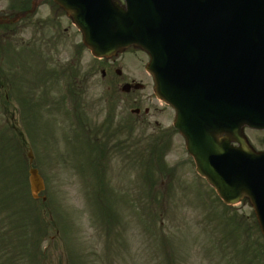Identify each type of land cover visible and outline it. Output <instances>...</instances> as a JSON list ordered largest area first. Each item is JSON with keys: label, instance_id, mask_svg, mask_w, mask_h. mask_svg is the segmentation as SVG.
<instances>
[{"label": "rangeland", "instance_id": "374dc122", "mask_svg": "<svg viewBox=\"0 0 264 264\" xmlns=\"http://www.w3.org/2000/svg\"><path fill=\"white\" fill-rule=\"evenodd\" d=\"M19 1L0 0V16ZM41 2L31 19L0 28L8 50L2 59L0 46V65L12 68L0 91L7 113L0 108L3 264H264L250 204L223 205L197 175L172 127L174 112L155 97L146 54L130 48L97 60L65 13ZM125 84L141 88L125 94ZM67 87L77 93L85 129L72 117ZM136 109L140 115L132 114ZM6 122L23 133L25 148ZM84 130L107 146L93 164ZM245 134L264 151V132ZM29 151L46 185L38 200L25 185ZM26 207L34 211L30 220ZM34 245L37 256L27 258Z\"/></svg>", "mask_w": 264, "mask_h": 264}, {"label": "water", "instance_id": "95a60500", "mask_svg": "<svg viewBox=\"0 0 264 264\" xmlns=\"http://www.w3.org/2000/svg\"><path fill=\"white\" fill-rule=\"evenodd\" d=\"M53 1L94 57L131 47L149 55L156 96L176 109L175 128L197 173L224 204L248 199L264 237V153L244 134L245 127L264 131V0ZM29 174L37 199L44 181L36 169Z\"/></svg>", "mask_w": 264, "mask_h": 264}, {"label": "trees", "instance_id": "16d2710c", "mask_svg": "<svg viewBox=\"0 0 264 264\" xmlns=\"http://www.w3.org/2000/svg\"><path fill=\"white\" fill-rule=\"evenodd\" d=\"M2 71H3V69L0 68V72H2ZM4 82H5V77L2 76V74L0 73V89L4 88V86L7 85V84H6L7 80H6L5 83H4ZM8 84H9V83H8ZM2 98H3L2 102H3L4 104H7V103H8V100L6 99V96H2ZM5 114L7 115V113L5 112V109H3V107H2V108H1V115L5 117ZM6 126H8V122H6ZM7 128H8L7 130H8L9 132H12L13 134H15V135L17 136V138L20 140L19 144H20V146H22V145H23V142H22L21 138L19 137V135L16 134L15 127L12 125V126H8ZM2 139H3V135L0 137V141H1V142H2ZM21 164H22V162H21ZM23 165H24V164H23ZM15 166H16V164L13 166V168H15ZM21 168H22V167H21ZM20 170H21V169H19V171H20ZM1 171H2V170H1ZM26 173H27V170H26ZM26 176H27V175H26ZM25 185H26V184H25ZM2 191H4V189L0 187V213L3 212V210H4V206H3V204L5 203L4 195L1 196ZM22 191H24V189L21 187V191H19V193L23 194V196H24V193H22ZM2 206H3V207H2ZM27 209H31V210H27ZM1 210H2V211H1ZM18 213L20 214V212H18ZM23 214H24V217L27 216L28 219L30 220V219H31L30 217L34 215V211L32 210L31 207H26V208L23 210ZM18 216H19V215H18ZM11 232H12V231H11ZM8 233H9V232H8ZM0 250H1V248H0ZM38 252H39L38 246L34 245L32 248H29V249L27 250V253H25V256H26L27 258L29 257V255L37 256ZM43 256H44V255H43ZM6 260H7V259L4 258V259H3V262L6 263ZM3 262H2V257H0V264H3Z\"/></svg>", "mask_w": 264, "mask_h": 264}, {"label": "flooded vegetation", "instance_id": "af4514ba", "mask_svg": "<svg viewBox=\"0 0 264 264\" xmlns=\"http://www.w3.org/2000/svg\"><path fill=\"white\" fill-rule=\"evenodd\" d=\"M29 4H31V3H29V2H27V3H25V6L20 10V11H27L28 10V6H29ZM31 6H32V4H31ZM14 11H16V10H12V11H10L11 13H9V14H6V15H12V14H14L15 12ZM30 17H28V18H26V19H29ZM149 113V111L147 110L146 111V114H148Z\"/></svg>", "mask_w": 264, "mask_h": 264}]
</instances>
